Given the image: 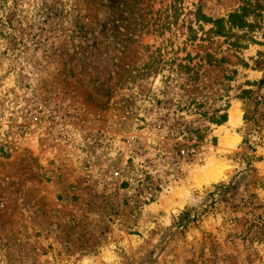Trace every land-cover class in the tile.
<instances>
[{
    "label": "rangeland",
    "instance_id": "rangeland-1",
    "mask_svg": "<svg viewBox=\"0 0 264 264\" xmlns=\"http://www.w3.org/2000/svg\"><path fill=\"white\" fill-rule=\"evenodd\" d=\"M242 4L0 0V264H264V7L197 20Z\"/></svg>",
    "mask_w": 264,
    "mask_h": 264
},
{
    "label": "trees",
    "instance_id": "trees-1",
    "mask_svg": "<svg viewBox=\"0 0 264 264\" xmlns=\"http://www.w3.org/2000/svg\"><path fill=\"white\" fill-rule=\"evenodd\" d=\"M242 1V6L240 7L238 12H232L228 15V18L226 20V23L228 24V27H225L224 22L225 20L223 18H217V19H210L208 17H205L201 11L198 9L197 11V20H202L205 22H211L213 24V26L215 27V29L213 30L215 33L226 36V37H230L234 35V32H232L231 30L235 27L238 28H244V27H248V28H252L253 25L252 23H249L246 21V17L250 14L256 13L259 14L258 10L262 9L264 7V3H261V0H240ZM255 14V15H256ZM237 37H241V36H237ZM234 43H231V45H233ZM257 88H263L264 89V78L260 79L258 83H256ZM247 92H254L251 89H248ZM264 99V97H262ZM258 100V98H257ZM258 102V101H257ZM261 102V101H259ZM258 102V103H259ZM264 102V101H263ZM244 120L247 121L248 119V115L247 113L244 114ZM210 120L216 124H221L223 121L226 120L225 115H219L218 117L216 116H212L210 117ZM191 217H184V219H181L183 221H185L184 224H186L187 222L190 221ZM183 221L178 222L179 224H181Z\"/></svg>",
    "mask_w": 264,
    "mask_h": 264
},
{
    "label": "bare ground",
    "instance_id": "bare-ground-1",
    "mask_svg": "<svg viewBox=\"0 0 264 264\" xmlns=\"http://www.w3.org/2000/svg\"><path fill=\"white\" fill-rule=\"evenodd\" d=\"M233 119H234V115H233V112H231V116H230V121L231 122H233ZM208 169V168H207ZM211 170V169H210ZM209 172L210 171H208V170H200L199 172H198V175L201 177H205V176H207V175H210L209 174ZM212 172H214V171H212ZM211 172V173H212ZM206 178V177H205Z\"/></svg>",
    "mask_w": 264,
    "mask_h": 264
},
{
    "label": "built area",
    "instance_id": "built-area-1",
    "mask_svg": "<svg viewBox=\"0 0 264 264\" xmlns=\"http://www.w3.org/2000/svg\"><path fill=\"white\" fill-rule=\"evenodd\" d=\"M118 174H119V172H118V171H116V172H115V176H117Z\"/></svg>",
    "mask_w": 264,
    "mask_h": 264
}]
</instances>
